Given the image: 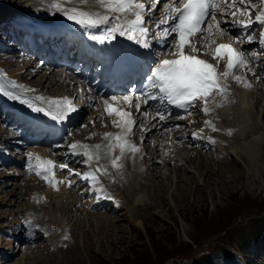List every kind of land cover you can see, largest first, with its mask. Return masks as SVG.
Wrapping results in <instances>:
<instances>
[{
  "label": "rangeland",
  "instance_id": "obj_1",
  "mask_svg": "<svg viewBox=\"0 0 264 264\" xmlns=\"http://www.w3.org/2000/svg\"><path fill=\"white\" fill-rule=\"evenodd\" d=\"M161 1L163 0H155V5H160ZM6 5L16 7L14 6L15 3H7ZM147 7L149 8L150 4ZM6 21L7 19H0V23ZM221 28L223 29V25ZM11 62L10 69H13L12 72L15 75L18 73L16 69L25 75L28 70L31 71L29 81L32 80L30 83L34 87L37 82L47 85L48 81H53L52 88H55L63 81V75L59 80H53V77L60 73V69L43 63L40 58H23L16 61L14 57L11 58ZM36 64L37 66H35ZM19 66L22 67L19 68ZM43 74L44 77H42ZM261 86L264 88V83ZM234 87L238 89L239 83ZM262 91L263 89L259 90V93ZM260 102H264V99ZM262 106L264 108V103ZM90 112L89 109L85 110L80 116L77 126L87 125ZM95 119L99 121L98 117ZM261 120L264 121V111ZM84 121L85 123H83ZM194 122L196 124L200 120ZM184 125L188 127L187 124ZM4 128H6L5 131L8 130L5 125ZM141 141V143H146ZM248 142V139L242 137L236 139L239 148ZM260 143H262L260 148L263 150V156L264 138ZM10 148L3 149V153L4 151L10 152ZM185 149L196 150V148ZM209 152L210 150L202 152L201 158L214 169H211L205 177L199 176L197 172L188 167L190 172L181 171V173L191 176V181L179 180L176 182L179 184L176 188L174 182L165 180L162 181L163 185L160 188L156 189L155 187L152 190L146 185L147 182L143 181V192L150 195L153 203H156V198L157 203L154 205L159 206V208L155 210L154 205H152L153 208L140 206V209L143 208L142 210L146 211L143 213H147L149 216L142 225H138L137 220H133L134 218L127 215L126 205L119 207L114 212H104L111 219L105 228L102 225L103 219L100 222L96 219L98 215L103 213L92 216L94 213L86 211L84 215H80L76 225L69 224V238L64 237L62 232L52 229L49 242L46 244L43 239L44 244L38 243L35 248L29 249V254L27 256L24 254L22 264H264V192L257 196L252 194L244 196L245 185L250 182L247 179L246 161L235 154L228 156V160L232 159L233 161H224L226 159L224 157L225 159L220 161H224L226 164H224L221 172H217L221 162L213 161L211 158L213 155ZM194 155L195 153L192 152V160L195 158ZM259 160L261 157H258ZM234 161L235 164L232 166L231 162ZM178 163L180 164L181 161ZM216 163L219 164V167L213 166ZM159 166L161 167L160 164ZM0 172L6 173L3 178L4 182L0 183V264H21V255L25 249L19 245L17 238L15 241L10 235L19 223L18 215L25 213L28 207V194L31 193L32 188L37 187L34 181L29 182L25 174L18 172L16 168L13 170L10 166H0ZM219 173L226 175L222 177ZM256 173L258 174V172ZM238 176H240L239 180L234 179ZM225 178L226 180H222ZM108 182L110 183V181ZM61 183L55 187L57 193L52 192L47 199L53 211L64 209L65 204L72 200L70 198L67 203H64L62 199V205L59 207L54 204L53 196L61 193L63 182ZM166 185L169 189L163 194L162 190L165 189ZM170 185L172 186L170 187ZM66 191L68 190L66 189ZM154 191L155 193H152ZM174 193L176 198L172 197ZM16 194H20V197ZM151 194L155 198H152ZM30 201H32L31 197ZM77 204L79 209L83 207L79 202ZM83 210L85 211V208ZM141 213L138 209L137 216H141L139 215ZM117 215L120 218H117ZM95 219L98 220L96 231L93 224L88 225ZM64 225H66V221ZM183 226H187L190 234L186 235L182 232ZM81 234H83L84 241L88 240L86 245L83 242V246L82 243L80 244ZM51 238L54 243L51 242ZM97 242L99 246H91L92 243ZM48 253L52 255H47Z\"/></svg>",
  "mask_w": 264,
  "mask_h": 264
},
{
  "label": "bare ground",
  "instance_id": "obj_2",
  "mask_svg": "<svg viewBox=\"0 0 264 264\" xmlns=\"http://www.w3.org/2000/svg\"><path fill=\"white\" fill-rule=\"evenodd\" d=\"M64 2L66 6H73L75 2H79L81 5L84 6H100L102 9L101 12L103 14L107 12L108 14L114 15L116 13L115 11L117 10V6L114 3H106L103 0H64ZM138 2L146 6L150 4V8H155L152 9L151 12L158 14L162 10L167 8L170 3H173V0H163L161 1L160 5H155V0L152 2L151 0H138ZM5 3H15L14 6L16 7H9ZM263 6L264 1H259L257 4H253V7L257 8L254 14L259 15V17L264 22V12L259 11V9ZM4 7H6L5 9L8 10L3 9ZM36 10H39V6L33 4L32 0H0L1 20H8L12 17H22L24 15H29ZM134 10H136V8H134ZM138 16L139 18H144L143 13H139ZM224 18L227 21L232 19L229 17ZM221 21L222 19L219 20V23ZM236 35H238L236 30H234V33L232 35H229L225 30L221 28V26L219 31H217V33L213 36H208L205 33H200L196 37L198 44L194 50V53L204 58L207 57L210 59V56L213 53L214 43L220 40H223L225 43H228V45L231 47L234 46L233 49L240 50L239 46L244 47L245 43L243 41L245 36L242 35L240 36V39L234 41L233 39ZM248 35L249 34H247V37ZM106 40L107 35L104 34L101 37V41H103L104 44ZM0 43L3 44V37L1 36ZM18 55L19 54H16V56ZM210 60L213 64H220V60ZM244 60H247V58H244ZM4 64L10 72L13 71V69H9V67L12 66V62L6 61L4 62ZM35 66H37V64ZM249 66H245L243 69L235 71L232 79L227 78L225 72L222 73V71L217 70L219 78L222 80L223 85L225 87L226 100L216 101L217 111L215 118H221V122L235 129V132L232 136L221 138V144L215 146L214 149H211L209 153L213 155V157H211L213 161L216 160V162L218 163L221 162L220 169H218L217 172H221V170H223L224 164H226L224 161L228 162L232 160H228V156L235 154L240 159L245 160V166L247 165L248 167L247 179H249L250 182L245 185L246 187L244 189L243 195L247 196L252 194L253 196H257L260 193L264 192V153L262 156L263 150L260 148L262 146V143L260 142L264 138V121L261 120V115L264 111L262 103L264 102H260L264 99V88L261 86V84L264 83V80L261 79V75L264 71V63L262 61H258L254 64H250ZM21 67L22 66H19V68ZM16 71L18 72L17 75L12 72L15 77L28 84L30 87H33L31 85L32 83H30L32 80L29 81V79L31 78V76L29 77V75L31 74L30 70H26V75L23 72H20L18 69H16ZM44 76L45 75L43 74L42 77ZM61 77L62 73H57L53 77V80H59V78ZM63 77L62 83L57 85L55 88H52L53 81H48L47 85H43L41 84V82H37L35 83L36 86L33 87V91L39 92L47 96L52 95L53 97L55 96L58 98L63 97L65 95L74 97V102H72V104L74 105L77 114V122L80 116L83 115L85 110L89 109L91 111L88 117L89 120L87 125L82 127L76 126V128L72 131L73 135L71 138L90 146L93 150H96L99 154L103 156L107 165L111 156H115L119 151L121 152V156L116 166L111 168L108 167L107 181H110L111 190L114 191L115 195L122 201L121 206H127V215L129 217L134 218L133 220H137L136 222L138 225H142L145 219L149 218L147 213H143L146 211H143V208L140 209V206H151V208H153L152 205L157 203L156 198L152 194L151 197L155 198L156 203H153L151 201L150 195L148 193V195H146L143 192V181L147 182L146 185L152 188V190H154L155 187L156 189L160 188L161 185H163L162 181L164 182L165 180H168L171 183L174 182L176 184V188L179 186V184L176 183L179 182V180L191 181V176L181 173V171L185 173L190 172L188 167L192 168L195 172L199 174V176L201 175V177H205V175L209 173L211 169H214L208 166L206 164V161L204 162L203 158H201V149L196 148L195 151L185 149V144L189 143L190 139L184 143H181L179 141L180 138L176 139L175 133H172L171 129L166 131L165 125L157 120L155 113L150 112V107L137 109L134 106H128L127 108L122 106V109L129 110L132 116L134 117V123L132 125H125L124 122L126 121L127 117L121 119L120 117H116L115 115H104L103 105L100 104L99 99L94 94L89 93L88 88L80 86V91L71 89L70 86L75 81L77 82V80L70 74H64ZM237 83H239V88L235 89L234 86ZM261 89H263V91L259 93V90ZM79 92H82L84 94V97H77L76 95ZM135 103H138V101H136ZM144 109L145 113L148 111L145 116L142 114V110ZM97 117L99 118V121L95 119ZM196 117H199V115L195 114L192 119ZM143 118L144 121H142ZM202 122L205 123L203 117L201 118L200 123H196L198 124V127L202 124ZM83 123H85V121ZM4 129H6L4 128V122L0 121V144H4L7 147L12 143V138L14 137V135L11 131H5ZM224 133L225 132L222 130L219 131L220 135H224ZM239 137L248 139L249 142L239 148L236 143V139ZM141 140L146 143H141ZM132 142L136 144V147L134 149L130 148ZM165 142H167V144H165ZM121 143L126 144V148L119 149ZM27 149H29V156H27V162L29 163L32 162L37 155H44L45 153H48L47 149L41 146L27 147ZM0 152L3 151L0 150ZM192 152L195 153L194 160H192L191 157ZM9 154L14 156L15 159H19L21 158L22 153L16 147V149L12 148ZM59 154L60 153L58 152L53 156H58ZM224 157H226V159ZM258 157H261V160L258 161ZM223 158L225 160L220 161L221 159L223 160ZM101 160L104 161L103 159ZM179 161H181L180 164L178 163ZM159 164L161 165V167L159 166ZM234 164L235 161L231 162L232 166ZM213 166L219 167V164L216 163ZM16 170L22 173L23 175L25 174L18 168ZM256 172H258L259 175ZM219 174L222 175V177L226 175H223L222 173ZM4 175H6V173L0 172V183L4 182ZM245 175L246 174L244 173V176ZM25 177L26 179L28 178L29 182L34 181V184L37 187L32 188L31 193L28 194V207L26 208L25 213L31 210L32 213L36 215V217L40 221L48 220L62 225H64L66 221V225L68 226L69 224H71L72 226L76 225L75 223H77V220L80 218V215H84L86 213V210H83L84 207L79 209V205L77 204L78 196L76 195L75 190L73 191L66 182L64 183L63 181H61L63 182V185L61 187V193L59 195L55 194L56 196H53V201L56 207H59L60 205H62V199L64 203H67L68 199L70 198L72 200L69 203L65 204L64 209L53 211L51 210L47 199L52 192L57 193L55 186L52 187L51 184H48L45 181H38L36 179L28 177L26 174ZM239 178L240 176L234 179L239 180ZM111 179L113 180L111 181ZM222 180H226V178ZM61 182L60 184H62ZM151 183L152 185H150ZM140 184L141 186H139V188L138 185ZM171 186L172 185H170V187ZM253 186H255V188H253ZM66 189L68 191H66ZM167 189H169L168 185H166L165 189L162 190L163 194L166 193L165 191ZM152 193H155V191ZM16 195L20 197V194ZM30 197L32 198V201H30ZM172 197L176 198L177 196L174 193V196ZM157 199L159 200V198ZM154 207L155 210H158L159 208V206L157 205H154ZM138 209L142 212L141 214H139L141 215L139 217L137 216ZM109 211L114 212L115 210L110 207ZM92 216H95V214H93ZM144 216L145 218L142 219V217ZM117 218H120V216L117 215ZM96 219H98L99 222L103 219L102 225L104 228L108 226L111 221L110 216H107L104 213L98 215ZM96 219L88 223V225L93 224V228L95 231L98 224V220ZM18 225L19 223L16 225V229L14 231L11 230L12 235L14 236H17L18 234ZM182 230L184 234H190V230L187 228V226H183ZM55 235L57 236V234ZM80 238V244L82 243L83 246L84 242L86 245L88 240L84 241L83 234H81ZM51 242H53V239ZM93 245L99 246V243H92L91 246ZM260 248H263V246H260ZM28 250L29 249H25L23 251L20 260L21 264L23 261L22 259L24 257V254H26V256L29 254ZM47 255L51 256L52 254L48 253Z\"/></svg>",
  "mask_w": 264,
  "mask_h": 264
},
{
  "label": "trees",
  "instance_id": "obj_3",
  "mask_svg": "<svg viewBox=\"0 0 264 264\" xmlns=\"http://www.w3.org/2000/svg\"><path fill=\"white\" fill-rule=\"evenodd\" d=\"M246 242H247V241H246ZM246 242H245V243H246Z\"/></svg>",
  "mask_w": 264,
  "mask_h": 264
}]
</instances>
